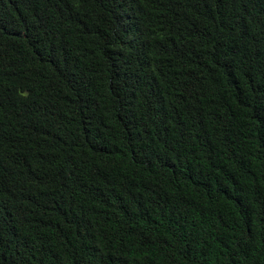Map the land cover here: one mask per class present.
I'll list each match as a JSON object with an SVG mask.
<instances>
[{
  "label": "trees",
  "instance_id": "obj_1",
  "mask_svg": "<svg viewBox=\"0 0 264 264\" xmlns=\"http://www.w3.org/2000/svg\"><path fill=\"white\" fill-rule=\"evenodd\" d=\"M0 264H264V0H0Z\"/></svg>",
  "mask_w": 264,
  "mask_h": 264
}]
</instances>
